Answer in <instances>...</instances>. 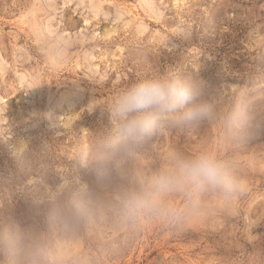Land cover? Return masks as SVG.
Returning <instances> with one entry per match:
<instances>
[{
  "label": "rangeland",
  "instance_id": "1",
  "mask_svg": "<svg viewBox=\"0 0 264 264\" xmlns=\"http://www.w3.org/2000/svg\"><path fill=\"white\" fill-rule=\"evenodd\" d=\"M168 72L198 80L212 115L165 125L101 175L112 99ZM202 151L240 178L232 197L205 191L193 207L174 191L171 211H119L172 154ZM80 185L93 206L69 226L58 208ZM16 230L53 264H264V0H0V235ZM20 259L0 245V264Z\"/></svg>",
  "mask_w": 264,
  "mask_h": 264
},
{
  "label": "clouds",
  "instance_id": "2",
  "mask_svg": "<svg viewBox=\"0 0 264 264\" xmlns=\"http://www.w3.org/2000/svg\"><path fill=\"white\" fill-rule=\"evenodd\" d=\"M212 113V105L203 99L201 83L191 75L168 72L130 83L109 106L113 127L99 141L96 151L100 174L108 175L115 163L130 155L165 125L196 126ZM247 123L248 116L243 111L233 113L228 119L229 128L241 134ZM241 186L231 165L215 154L176 152L164 167L147 177L139 189L124 194L119 211L129 219L171 211L165 204V197L174 191L189 193L195 207L199 193L214 191L227 199ZM92 206L91 190L87 185H80L65 194L58 216L71 226ZM0 245L16 250L21 256L20 264H53L52 250L19 230L0 235Z\"/></svg>",
  "mask_w": 264,
  "mask_h": 264
}]
</instances>
